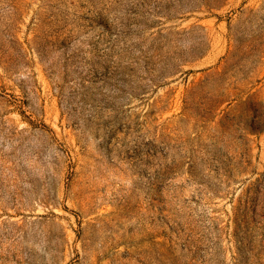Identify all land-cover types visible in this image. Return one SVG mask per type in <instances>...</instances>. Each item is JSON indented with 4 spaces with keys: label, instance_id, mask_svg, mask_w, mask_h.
I'll list each match as a JSON object with an SVG mask.
<instances>
[{
    "label": "rangeland",
    "instance_id": "374dc122",
    "mask_svg": "<svg viewBox=\"0 0 264 264\" xmlns=\"http://www.w3.org/2000/svg\"><path fill=\"white\" fill-rule=\"evenodd\" d=\"M0 264H264V0H0Z\"/></svg>",
    "mask_w": 264,
    "mask_h": 264
}]
</instances>
